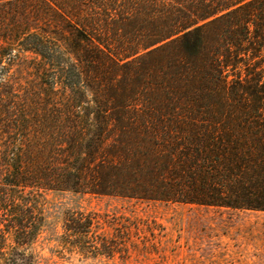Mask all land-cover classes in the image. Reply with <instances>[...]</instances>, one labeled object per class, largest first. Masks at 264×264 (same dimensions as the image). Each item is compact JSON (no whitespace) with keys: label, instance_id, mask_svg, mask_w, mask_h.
Returning <instances> with one entry per match:
<instances>
[{"label":"trees","instance_id":"obj_1","mask_svg":"<svg viewBox=\"0 0 264 264\" xmlns=\"http://www.w3.org/2000/svg\"><path fill=\"white\" fill-rule=\"evenodd\" d=\"M26 54L63 92L30 112ZM0 69V264H36L49 191L264 211V0H0ZM123 220L68 211L57 244L127 257Z\"/></svg>","mask_w":264,"mask_h":264},{"label":"rangeland","instance_id":"obj_2","mask_svg":"<svg viewBox=\"0 0 264 264\" xmlns=\"http://www.w3.org/2000/svg\"><path fill=\"white\" fill-rule=\"evenodd\" d=\"M15 52V51H14ZM32 55L9 67L2 98L28 104L63 92L50 89L35 75ZM1 77V69H0ZM39 199L44 226L26 249L36 264H264V211L204 208L190 204L137 201L73 192H45ZM68 211L97 213V234L114 236L111 223L124 218L136 224L129 255L82 257L62 252L57 244ZM110 225V226H109Z\"/></svg>","mask_w":264,"mask_h":264}]
</instances>
